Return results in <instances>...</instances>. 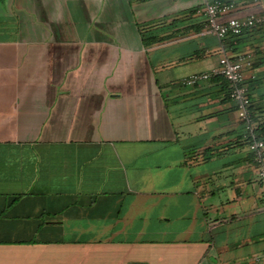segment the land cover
<instances>
[{"label":"crops","instance_id":"obj_1","mask_svg":"<svg viewBox=\"0 0 264 264\" xmlns=\"http://www.w3.org/2000/svg\"><path fill=\"white\" fill-rule=\"evenodd\" d=\"M209 0H0V264H247L264 181L220 77L264 141V23L220 40ZM220 18H264V0ZM261 186L262 188L260 189Z\"/></svg>","mask_w":264,"mask_h":264},{"label":"built area","instance_id":"obj_2","mask_svg":"<svg viewBox=\"0 0 264 264\" xmlns=\"http://www.w3.org/2000/svg\"><path fill=\"white\" fill-rule=\"evenodd\" d=\"M235 6L234 1H207L202 8L205 15L204 32L224 40L228 37H237L245 30H252L264 23V18L255 14L246 17H229L226 20L220 19L234 10ZM252 60L250 53L235 56L224 53L215 68L207 72L182 77L177 81V84L193 87L217 77L223 78L227 82L229 97L235 104L237 118L242 124L244 139L247 141L257 177L260 181H264V141L258 134L260 126L253 119L250 111L251 99L245 83L246 71L251 68ZM247 264H264V254L255 255Z\"/></svg>","mask_w":264,"mask_h":264},{"label":"rangeland","instance_id":"obj_3","mask_svg":"<svg viewBox=\"0 0 264 264\" xmlns=\"http://www.w3.org/2000/svg\"><path fill=\"white\" fill-rule=\"evenodd\" d=\"M260 187V189L262 188L261 186H259Z\"/></svg>","mask_w":264,"mask_h":264}]
</instances>
